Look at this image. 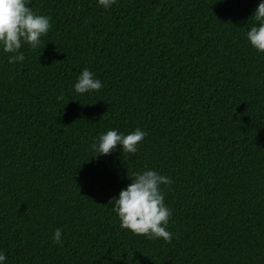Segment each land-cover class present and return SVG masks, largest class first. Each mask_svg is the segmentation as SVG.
Here are the masks:
<instances>
[{
	"label": "trees",
	"instance_id": "trees-1",
	"mask_svg": "<svg viewBox=\"0 0 264 264\" xmlns=\"http://www.w3.org/2000/svg\"><path fill=\"white\" fill-rule=\"evenodd\" d=\"M261 2L29 0L52 27L23 62L0 46L4 264H264V53L246 38ZM84 69L99 91H75ZM137 128L134 154L92 149ZM145 170L173 181L171 243L109 204Z\"/></svg>",
	"mask_w": 264,
	"mask_h": 264
},
{
	"label": "clouds",
	"instance_id": "clouds-1",
	"mask_svg": "<svg viewBox=\"0 0 264 264\" xmlns=\"http://www.w3.org/2000/svg\"><path fill=\"white\" fill-rule=\"evenodd\" d=\"M116 0H98L100 6L110 8ZM29 0H0V46L5 53H18L24 44L35 50L41 44V37L50 31L51 17L40 15L33 11ZM258 22L246 32V38L251 47L259 53H264V2L258 4L251 17ZM25 55H12L9 63L23 62ZM102 82L94 78L93 73L84 69L79 75L74 89L79 94L99 91ZM59 100L64 96L60 95ZM147 133L139 128L129 134H122L116 130H109L100 135L92 149L98 153L96 156H108L121 146L123 153L134 154L138 145L144 140ZM131 183L121 189L118 199L109 200L112 211L115 212L123 230L134 235L144 236L148 239H163L171 243L173 234L167 230L171 209L164 203L161 185L171 186L170 177L159 174L153 170L134 173ZM62 230L57 228L53 234V242L61 243ZM6 255L0 252V264H4Z\"/></svg>",
	"mask_w": 264,
	"mask_h": 264
}]
</instances>
